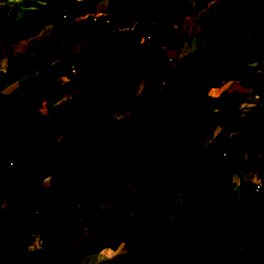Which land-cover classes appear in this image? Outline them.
Returning <instances> with one entry per match:
<instances>
[{
    "label": "trees",
    "instance_id": "obj_1",
    "mask_svg": "<svg viewBox=\"0 0 264 264\" xmlns=\"http://www.w3.org/2000/svg\"><path fill=\"white\" fill-rule=\"evenodd\" d=\"M18 1L0 0V27L15 38L24 37L38 23L51 28L33 46L38 53L35 58L15 55L0 71V81L8 82L42 64L21 96L0 93V264H44L47 260L79 264L84 244L77 239L78 233L94 216L101 219L93 225L100 248H124L122 261L114 264H218L225 245L244 238L248 244L234 263L264 264V197L230 203L217 187L224 184L221 175L226 167L234 164L244 171L254 167L242 161L241 154L248 147L264 146V112L235 119L231 127L237 135L225 144L215 140L180 143L173 138L212 129L221 120V110H235L227 103L229 93L210 91L224 81L238 82L241 67L254 64V81H262L264 0L210 4L197 16V35L205 38L204 46L174 63L161 47L141 40V35L112 31L128 16L135 15L140 23L155 18L153 36L179 50L185 36L173 23L188 8L174 5L175 0H125L120 7L117 4L123 0H110L106 14L70 23L100 0H35L31 6ZM16 10L26 15L19 16ZM242 19L260 24L257 35L208 56L205 48ZM84 39L75 54L61 59ZM57 46L60 54L55 53ZM108 58H114L115 69L106 77L101 67ZM147 60L152 62L150 71L143 68ZM56 66L68 85L94 78L88 97L76 94L62 108L69 125L61 136L49 121L33 125L24 116L34 98L64 87L55 79ZM140 82L145 86L136 100L121 102ZM161 83L172 99L173 113L159 119L150 104L153 86ZM117 105L128 114L110 121V111ZM17 160L27 166L31 177L56 178L55 184L49 191L39 189L22 199L13 190L23 176ZM258 161L264 167V160ZM118 164L130 168L140 194L116 177ZM261 183L264 194L262 175ZM18 201L27 208H17ZM225 204L227 208H221Z\"/></svg>",
    "mask_w": 264,
    "mask_h": 264
},
{
    "label": "rangeland",
    "instance_id": "obj_2",
    "mask_svg": "<svg viewBox=\"0 0 264 264\" xmlns=\"http://www.w3.org/2000/svg\"><path fill=\"white\" fill-rule=\"evenodd\" d=\"M31 2H25L19 0L20 5L31 6ZM53 0H50V2ZM227 0H175L173 3L185 5L188 8V12L182 18L174 21L173 25L178 33L185 36L179 50H176L173 46L166 44L153 36V27L158 23L155 18L153 20H147L144 23H140L135 15L128 16L127 20L123 22L120 20L116 28L112 32H120L122 30H128L132 33L141 35V40H147L152 46L161 47L169 60L174 63L181 56L193 51L196 48L203 47L205 44V38L197 35L199 29L197 23L198 13L205 10L210 4L225 3ZM125 0L117 4L120 7L124 4ZM111 6L110 0H100L99 2L90 5L80 15L73 17L70 22H84L88 18L96 17L106 14ZM16 14L24 16L22 10H16ZM29 17L36 18V15L29 13ZM50 24L38 23L37 26L28 34L22 38H15L7 31L6 28L0 27V71H4L15 55H22L23 57L35 58L37 52L33 51V46L38 43L41 38L47 35L50 31ZM260 30V24H249L246 20H240L234 24L230 31L223 30L216 42L205 48V52L208 56H212L215 53L231 50L247 39L255 37ZM80 43L71 48L67 53L61 56V59L68 58L75 54L81 44ZM89 46V45H88ZM90 47V46H89ZM94 47V46H93ZM61 49L59 46L55 48V53L60 54ZM67 63V62H65ZM41 63H37L35 66L26 70V72L19 77H15L8 82L0 81V93L11 94L13 96H21L25 90H27L34 80V77L38 74ZM254 64L248 67H241L239 69L240 80L238 82L224 81L216 88H213L210 93L217 95L221 92H227V103L235 107L233 112L221 110L219 113L220 121L218 125L209 130H197L190 131L182 135H173V138L180 143H205L210 140L217 141L222 144L228 140L230 136H236L237 133L232 130V123L237 118H245L251 115H256L264 112V73H262V81H254ZM58 66H56V69ZM72 66H70L71 70ZM144 70H152L151 60H147L143 66ZM55 69V70H56ZM115 69L114 58H108L104 61L101 67V74L108 77ZM155 74H157L155 72ZM56 81L59 85L64 86L62 89L52 92L46 96H38L34 98L25 108L24 116L27 120L35 124H41L49 121L50 126L61 136L69 125V120L62 112V108L69 104L71 99L76 94H82L85 97L90 95L91 84L94 82V78L87 79L85 84L73 85L67 84V80L60 72V69L56 70ZM67 85V86H66ZM144 83H135L131 93L124 97L121 102L133 103L137 96H139L144 88ZM153 99L151 101V110L156 114L157 118L161 119L166 115L173 113V102L163 83L153 86ZM242 95V96H239ZM132 101V102H131ZM128 112L126 108L121 105L115 106L109 115L110 121H115L118 118L127 116ZM5 139V135H2V141ZM238 140H235L233 144H236ZM238 151V150H237ZM236 151V153H237ZM191 158L193 156H190ZM264 160V146L261 149L256 147H248L245 152L241 154V160L247 163L254 164V167L250 171L238 170L235 165L226 167L221 175V184L217 185L219 193L222 198L226 197L230 202H237L245 204L248 201L262 200L264 194L262 191L255 190V185L258 184L261 187V175L264 176V167L260 166L258 160ZM18 169L23 173L14 185L13 190L15 194L20 195L22 199L33 196L37 190L49 191L55 184L56 178L43 177L39 174L31 177L32 173L27 170V166H24L21 161L15 162ZM116 177L126 186L131 192L140 194V185L137 181L130 177L131 170L127 165L118 164L115 166ZM34 174V173H33ZM63 182L61 181V185ZM58 190L56 191V194ZM227 203L228 205L231 203ZM4 202L1 203L3 205ZM233 204V203H232ZM153 207V204L151 205ZM236 208L235 205H232ZM17 208H27V205L23 201L16 203ZM154 208V207H153ZM221 208H227V205H222ZM238 210V208H237ZM101 219L93 217L92 222L85 223L84 227L78 233L77 239L84 244V248L79 264H114L122 261L124 256V248L122 246L116 249L100 248V242L98 240V230L93 227L94 224H100ZM239 234L242 232L237 231ZM233 244H227L222 250V256L218 264H235L234 258L240 254L243 245L248 244V239L234 240ZM232 253L235 257L229 259L227 256ZM44 264H56L51 260H47Z\"/></svg>",
    "mask_w": 264,
    "mask_h": 264
},
{
    "label": "built area",
    "instance_id": "obj_3",
    "mask_svg": "<svg viewBox=\"0 0 264 264\" xmlns=\"http://www.w3.org/2000/svg\"><path fill=\"white\" fill-rule=\"evenodd\" d=\"M71 71H74V67L71 68ZM255 190L256 191L259 190V192L262 191L260 185H258V184L255 185ZM227 257L230 258V259H232V258H234V255L232 253H230Z\"/></svg>",
    "mask_w": 264,
    "mask_h": 264
},
{
    "label": "clouds",
    "instance_id": "obj_4",
    "mask_svg": "<svg viewBox=\"0 0 264 264\" xmlns=\"http://www.w3.org/2000/svg\"><path fill=\"white\" fill-rule=\"evenodd\" d=\"M93 19L95 18V17H92ZM235 257V256H234ZM230 259V258H229Z\"/></svg>",
    "mask_w": 264,
    "mask_h": 264
}]
</instances>
